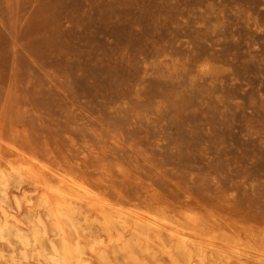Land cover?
I'll use <instances>...</instances> for the list:
<instances>
[{
	"label": "rangeland",
	"instance_id": "374dc122",
	"mask_svg": "<svg viewBox=\"0 0 264 264\" xmlns=\"http://www.w3.org/2000/svg\"><path fill=\"white\" fill-rule=\"evenodd\" d=\"M0 130L264 239V0H0Z\"/></svg>",
	"mask_w": 264,
	"mask_h": 264
},
{
	"label": "bare ground",
	"instance_id": "6f19581e",
	"mask_svg": "<svg viewBox=\"0 0 264 264\" xmlns=\"http://www.w3.org/2000/svg\"><path fill=\"white\" fill-rule=\"evenodd\" d=\"M53 157L0 130V264H264L263 238L182 204L111 197Z\"/></svg>",
	"mask_w": 264,
	"mask_h": 264
}]
</instances>
